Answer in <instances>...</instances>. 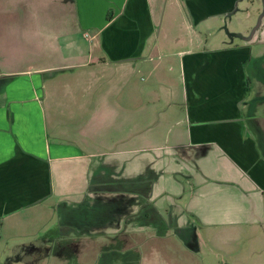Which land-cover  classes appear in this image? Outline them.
Returning <instances> with one entry per match:
<instances>
[{"label": "rangeland", "instance_id": "1", "mask_svg": "<svg viewBox=\"0 0 264 264\" xmlns=\"http://www.w3.org/2000/svg\"><path fill=\"white\" fill-rule=\"evenodd\" d=\"M241 5H244L243 9L235 14L237 18L234 17L230 23L234 24V20L239 19L237 21L242 26L251 25L252 29L259 27L264 18V0H246ZM181 9L178 0H158L157 31L136 56L125 58L132 65L138 63L143 66L132 71L134 67L130 66L122 74L117 70V59L107 49L112 46L108 37L110 28L93 38L91 30L78 28L75 24L74 35L47 39L41 36V31L45 30L44 23H15L14 35L12 36L10 26V38L4 36L5 38L0 39V104L6 108L10 105L8 94L20 99L36 95L37 102L21 100L22 104H16L18 109H30L36 113L38 108L47 109L48 100L56 101L54 104L61 111L60 117L50 118L47 115L40 125L47 140L51 142L62 139L75 143L81 128L90 130L86 134L92 137L95 131L91 130L98 128L100 122L97 118L81 117L74 110V104H69L71 98L67 96L68 92L78 94L74 87L76 79L84 80L77 82L85 86L84 90H88L83 91L84 94L98 93L96 91L99 89L113 105L116 104L114 100L130 96L128 104L140 109L139 97H144L148 86L161 89L155 83L162 79L180 83L178 57L172 52L182 48L197 49L206 45V42L244 43V39L238 36L225 34L224 20L220 23L223 27L220 34L209 35L203 26L197 30L200 35L194 33V25L186 16H180V12L184 13V9ZM161 25L163 29L159 32ZM185 25L188 28L190 26V34L187 31L184 33ZM68 26L71 28L74 23H69ZM7 33L9 31L5 27L2 35ZM248 33L247 37L251 34L250 30ZM25 34L40 37L26 38ZM115 40L125 41L121 38ZM141 40L142 38L139 39L138 49L143 46ZM250 46L254 58L259 57L257 63L264 62V44L254 40ZM58 47L61 50L58 51ZM159 52L161 55L157 57ZM99 58L106 59L107 63H98ZM83 60L97 63V67L91 72L95 73L93 78L90 77L89 70L84 72L76 67H54ZM102 77H109L108 80L112 78L111 84L108 86L102 81H94ZM28 78H31L32 84ZM86 78H90L92 83L85 84ZM41 81L44 83L42 87ZM62 83H68L69 86L63 89L59 86ZM11 89L16 92L10 93ZM255 92L254 86L251 94ZM164 104L162 101L159 105ZM70 113L73 115L70 116ZM130 113L128 117L112 118L110 142H113L104 149L111 151L131 148V151H124L115 157L97 156L95 160L99 165L95 168L88 167L91 161L84 163L83 160H70L72 166L64 173H72L78 178L72 186L78 189L69 197L62 198V185L58 176H55V169L52 180L56 188L54 193L43 199L41 212L33 214L34 207H27L3 222L2 229L0 228V264H30L14 253L23 249V258H26L32 248L27 247V244L32 241L42 243L44 240H48L51 245L43 256L42 263L37 264H264V210L260 198L250 196L241 202L233 190L226 191L225 187L216 192L209 187H196L191 177L186 176L189 174L188 170L194 172L196 166L187 164L180 157V151L174 152L169 148L172 136L162 134L163 126L159 125L164 120L154 119L152 124L151 119L142 115L137 118ZM181 116L176 119L177 130H181L184 125V118ZM57 135L62 137H55ZM146 136L153 140L149 143L143 141L142 138ZM118 140L125 144H121L118 149H111L116 143L114 141ZM161 144V149H142L144 145ZM78 148L79 154L85 152L82 146L78 145ZM95 150H99L98 147ZM79 163H83V167H76ZM100 170L104 172H99ZM94 177L97 182L100 177L108 180L111 190L102 194L101 189L94 186V191L88 192L86 189L90 183H94ZM207 182L212 185L209 180ZM67 184L71 185L70 182ZM131 189L141 194L145 192L146 195L138 197V212L126 221L119 218V229H114L116 215L127 205L122 193L130 192ZM225 192L236 199L237 206L240 205L239 215L235 216L237 223L208 225L210 223L203 221V214L194 213L198 212V208L209 209L207 206L217 203L216 199H220ZM259 208L263 211L260 212ZM180 222L185 224V228L194 230L197 239L194 240L195 246L188 245L183 235L176 231Z\"/></svg>", "mask_w": 264, "mask_h": 264}, {"label": "crops", "instance_id": "2", "mask_svg": "<svg viewBox=\"0 0 264 264\" xmlns=\"http://www.w3.org/2000/svg\"><path fill=\"white\" fill-rule=\"evenodd\" d=\"M243 1L246 0H178L181 10L184 9L180 16H186L194 25V33L200 35L197 30L203 26L209 35L220 34L223 28L220 23L224 20L225 34L238 36L244 39V43L206 42V45L197 49L182 48L172 52L171 54L178 57L180 83L162 79L155 83L161 89L148 86L144 97H139L140 109L128 104L130 96L114 100L116 104L113 105L99 89L96 91L98 93L84 94L82 92L88 90H84L85 86L77 83L84 80L76 79L74 87L78 94L68 92L67 96L71 98L69 104H74V110L76 109L81 117L97 118L100 122L98 128L91 130L95 131L92 137L86 134L90 130L81 128L75 143L62 139L49 142L40 125L44 123L47 115L50 118L60 117L61 111L58 105L54 104L56 101L48 100L47 109L41 107L35 113L30 109H18L16 104H22L21 100L37 102L36 95L20 99L8 94L10 105L6 108L0 104V228L2 229L3 222L15 216L19 210L34 207L33 214L41 212L43 199L54 193L56 188L52 180L55 169V176H58L62 185V198L72 195L78 189L72 187L78 178L72 173H64L72 166L70 160H83L84 163L91 161L88 167L95 168L99 165L95 160L97 156L115 157L124 151H131V148L111 151L104 149L113 142H110L112 118L128 117L129 112L137 118L142 115L151 119L152 124L154 119L164 120L159 122V125L163 126L162 134L168 133L172 136L169 148L174 152L180 151V157L187 161V164L196 166L194 172L188 170L189 174L186 175L191 177L196 187H209L215 192L225 187L226 191L233 190L241 202L250 196L260 198L264 210V62L257 63L259 57L254 58L250 46L254 40L264 44V18L259 27L253 29L251 25L242 26V23L237 21L239 19L231 24L235 14L243 9ZM157 7L158 0H0V25L4 23L0 26V39L5 38L4 36L10 38V26L13 36L17 22H25V25L32 21L44 23L45 30L41 31V36L47 39L74 35L75 24L78 28L91 30L93 38L110 28L108 37L112 46L107 49L109 54L117 59V70L122 74L125 68L130 69V66L134 67L131 71L142 68L143 65H132L133 63L125 58L136 56L140 49L144 48L145 42L157 31ZM65 23H74V26L70 28L68 24L65 26ZM5 27L9 34L2 35ZM189 28L185 25L184 33L187 31L190 34ZM161 29L162 25L159 32ZM249 30L251 34L247 37ZM25 37L35 38L40 35L25 34ZM116 38L125 41L115 40ZM141 38L143 46L138 49ZM228 43L230 45H227ZM57 50L61 49L58 47ZM160 55L161 52L157 57ZM135 59L136 57L131 60ZM100 62L105 65L107 60L99 58L98 63ZM96 64L83 60L54 67H76L84 72L89 70V75L93 78L95 73L91 72L97 67ZM30 79L28 78L29 83L32 84ZM86 79L85 84L92 83L90 78ZM108 79L109 77H102L94 81H102L104 85L109 86L112 78ZM40 85H44L43 81ZM59 86L64 89L69 84L62 83ZM254 86L256 92L251 94ZM12 91L16 92L11 89L10 93H13ZM162 101L165 102L164 106L159 105ZM179 115L184 118L181 130H177L176 125ZM87 122L89 124L90 120ZM120 130L121 128L118 129ZM55 137L61 138L62 135ZM142 140L149 143L153 139L146 136ZM114 142V148L111 149H118L125 144L121 140ZM78 145L82 146L85 152L79 154ZM96 147L99 150H95ZM154 147L161 149L162 144L144 145L142 149ZM134 149L136 148H132ZM83 165L79 163L76 167ZM101 171L103 170L99 172ZM208 180L214 187L208 184ZM107 181L100 177L97 182L94 177V183H90L86 190L92 192L96 186L101 189L102 194H106L111 190ZM69 182L71 185L67 184ZM122 194L127 205L120 209L117 218H132L138 211V197L146 194L134 189ZM216 201L217 203L206 205L209 209L198 208V212L194 213L203 214V221L210 223L208 225L237 223L235 216L239 215L240 205H236V199L225 192ZM263 210L259 208L260 212ZM184 226L185 224L178 223L179 229H185ZM191 231L194 233V230ZM194 239L197 240L195 235ZM49 245L51 243L48 240L42 243L32 241L27 244V247L32 248L26 258H23V249L14 255L30 264L42 263Z\"/></svg>", "mask_w": 264, "mask_h": 264}, {"label": "flooded vegetation", "instance_id": "3", "mask_svg": "<svg viewBox=\"0 0 264 264\" xmlns=\"http://www.w3.org/2000/svg\"><path fill=\"white\" fill-rule=\"evenodd\" d=\"M139 209V208H138ZM120 212V211H119ZM138 212V211H137ZM119 215V214H118ZM118 215H116V217H115V221H116V226H114L115 228L114 229H119L118 227H117V222H118V219L119 218H117V216ZM123 217V216H122ZM130 217H132V216H130ZM126 218L127 219H129V217H127V216H125L124 218H122L121 220H125L126 221ZM107 229V228H106ZM120 231V230H119ZM177 232H179V234L180 235H183V237H184V239L190 244V246H193V243H194V233L190 230V229H188V228H185V229H177L176 230ZM122 232H123V230H122ZM118 244H121L122 245V243H118ZM125 246H126V243L124 244ZM195 246V245H194Z\"/></svg>", "mask_w": 264, "mask_h": 264}]
</instances>
